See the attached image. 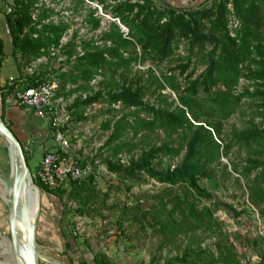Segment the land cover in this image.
Returning a JSON list of instances; mask_svg holds the SVG:
<instances>
[{
	"label": "rangeland",
	"instance_id": "374dc122",
	"mask_svg": "<svg viewBox=\"0 0 264 264\" xmlns=\"http://www.w3.org/2000/svg\"><path fill=\"white\" fill-rule=\"evenodd\" d=\"M2 1L1 61L6 63L7 58V63L15 67L17 74L10 82L13 83L12 89L6 94V97H10L13 89L26 83L30 71L26 72L25 66L20 64L18 51L11 42L3 19L2 8L10 5L12 0ZM162 1L174 6H189L203 0ZM34 2L37 7L35 12L45 8L43 11L47 18H61L67 22L63 40L74 32L73 40L78 53H81L83 46L109 47L110 41L101 38L100 34L112 24H116L120 31H126L125 25L109 9L113 0ZM261 11L264 15V6ZM89 16L99 18L97 27H91ZM208 48L209 45L205 44L202 48L192 47L189 50L187 43L181 40L169 58L156 62L148 57L141 59L139 48L135 47V60L117 68L112 76L110 69L104 66L101 68L103 74L95 73L87 81L89 89L65 93L77 84H82L80 81L66 83L61 90L58 87L56 92L59 94L54 95L53 102L58 112L67 116L58 126L66 141V153L82 161L89 171L79 190L75 188L68 191L66 188L50 194L38 189L40 200L35 241L40 257H36L37 264H95V255H102L110 264H147L155 256V263L162 264L164 260L181 254L186 247L206 250V264H264V198L250 199L248 186L255 170L248 174H243L241 170L246 157L257 156L254 149L261 148L264 143H232L226 150L220 147L218 154L207 163L211 167V175L198 180L210 192V198L199 197L190 193L181 183L158 182L145 174H141V179L137 180L121 178L108 171L103 163L105 158L126 161L151 143L166 141L171 146L180 147L186 137L185 130H170L161 126L141 127L135 120L137 117L148 118L147 115L137 108L120 103L97 100L85 105L74 104V101L82 99L83 94L98 87L105 94L113 84L112 78H120L122 73L144 85V101L168 109L174 108L178 105L176 92L182 91L186 84L184 73L192 66L194 75L204 67ZM121 50L123 56L133 54L130 46ZM57 53L56 56H43L40 60L32 61L31 71L38 70L42 78L48 79L61 67L68 69L70 61H65L59 50ZM185 55L190 56L191 63L180 73L177 64L184 62L180 58ZM164 75L171 76L176 87L174 90L163 79ZM1 84L0 88H5L9 83L6 79ZM254 86L253 80L241 76L230 92H240L243 88L252 90ZM213 88L223 89V86L217 84ZM198 95L205 93L198 89ZM5 98L0 104V118L14 134H26L24 141L19 140L23 154L30 157L31 151L45 146L46 142L56 144L54 129L36 117L28 106L6 102ZM258 102L254 96L242 95L227 117L201 116L199 120L219 122V133L215 137L224 143L233 129L247 127L250 123L264 125V110L258 106ZM115 125L121 126L120 135L111 144H126L116 155H112L105 140ZM7 152L6 143L0 136V173L13 170ZM182 153L183 148L180 147L176 155L160 154L154 162L158 168L173 166ZM263 156L262 153L258 157ZM28 169L31 170L29 165ZM260 186L264 189V182ZM189 207L197 211L209 207L211 214L200 215L199 221L195 222L187 211ZM8 211L0 198V259L5 261L10 260L4 242L11 239ZM165 220L174 221L176 228L162 229L160 222ZM210 254L218 260L211 259Z\"/></svg>",
	"mask_w": 264,
	"mask_h": 264
},
{
	"label": "trees",
	"instance_id": "16d2710c",
	"mask_svg": "<svg viewBox=\"0 0 264 264\" xmlns=\"http://www.w3.org/2000/svg\"><path fill=\"white\" fill-rule=\"evenodd\" d=\"M34 1L12 0L9 10L2 8L5 25L11 42L18 51L20 64L27 66L40 56H56L57 50L65 57V61H70L68 69L61 67L52 76L58 80L60 90L66 83L82 82L65 93L89 89L87 81L95 73L103 74L101 68L104 66L110 69L112 76L117 68L136 59L135 47L139 48L141 59L148 57L158 62L169 58L181 40L187 43L189 50L192 47L202 48L205 44L209 45L205 53L204 67L194 75L192 66L184 73L186 84L182 91L176 92L178 105L174 108L168 109L144 101V85L122 73L120 78H112L113 84L105 94H102V89L98 87L83 94L81 100L74 101V104L85 105L103 100L132 106L143 111L148 117L136 118L135 122L141 127L161 126L170 130H185L186 137L180 146L183 153L173 166L158 168L154 162L160 154L176 155L180 148L164 141L141 148L136 156H129L126 161H120L119 158L103 159L108 171L125 179L137 180L141 179V174H145L158 182L181 183L190 193L210 198V192L201 186L198 180L211 175V167L207 163L218 154L220 147L226 150L232 143H264V125L250 123L247 127L233 129L229 139L221 143L215 137V134L219 133V122L199 120L201 116L221 119L227 117L242 95L256 97L258 106L264 110V15L261 11L264 0H203L189 6H174L162 0H113L109 9L113 16L125 25L126 31H120L116 24H112L100 34L101 38L110 41L109 47L83 46L81 53L75 50L74 32L63 43L59 42L60 36L68 26L67 22L61 18H47L43 11L45 8L35 12L37 7L34 6ZM31 13L34 18H31ZM230 17L236 20L235 25L228 24ZM89 20L92 28L98 26V17L89 16ZM126 46L131 47L133 54L122 55L121 48ZM51 48L54 49L53 53H50ZM1 51L0 38V63L3 58ZM180 59H184L183 63L177 64L181 73L190 65L191 60L189 55ZM241 76L253 80L255 86L252 90L243 88L240 92L231 93V88ZM44 79L38 70L33 69L26 77V84H34ZM163 79L171 89L176 88L171 76L164 75ZM217 84L222 85L223 89L213 88ZM12 86L13 83H9L5 88H0V104ZM198 89L205 95H198ZM57 94L59 92L54 95ZM119 129L121 126L115 125L105 140L112 155H116L126 144H111L119 137ZM253 152L257 156L246 157L241 170L243 174L255 170L248 186L249 197L254 201L255 197L264 198V189L260 186L264 182V156L258 157L264 154V146L254 149ZM27 158L24 154L25 161ZM79 162L84 164L80 160ZM32 181L42 192L50 194L66 189H49L33 178ZM82 186L83 180L72 183L67 190H79ZM221 204L231 207L226 203ZM187 211L195 222L199 221L200 215L211 214L209 207H204L201 211L189 207ZM160 226L162 229L176 228L174 221L167 220L161 221ZM207 255L204 249L186 247L181 254L164 260L162 264H206ZM210 257L218 260L211 254ZM155 259L156 257L152 256L147 264H156ZM94 261L95 264H110L102 255H95Z\"/></svg>",
	"mask_w": 264,
	"mask_h": 264
},
{
	"label": "built area",
	"instance_id": "2783aa9c",
	"mask_svg": "<svg viewBox=\"0 0 264 264\" xmlns=\"http://www.w3.org/2000/svg\"><path fill=\"white\" fill-rule=\"evenodd\" d=\"M5 9L9 10L10 6L5 5ZM30 16L34 18L33 13ZM228 24L235 25L236 20L230 17ZM64 33L59 38L60 43L64 42ZM229 33L232 35L231 31ZM53 51L54 49L51 48L50 53ZM42 57L40 56L34 61L40 60ZM32 66L33 62L25 66V71H31ZM6 79L10 83L14 79V75H8ZM58 87V80L51 77L36 81L34 84L25 83L13 89L10 95L13 102L28 106L36 117L47 122L49 127L55 130L53 132V139L56 141L55 147L42 150L35 167L29 171L31 179L37 180L49 189L69 188L72 183H79L83 180L89 171L85 164H80L78 159L66 153V141L58 130V126L67 116H62L53 102L54 93Z\"/></svg>",
	"mask_w": 264,
	"mask_h": 264
},
{
	"label": "water",
	"instance_id": "95a60500",
	"mask_svg": "<svg viewBox=\"0 0 264 264\" xmlns=\"http://www.w3.org/2000/svg\"><path fill=\"white\" fill-rule=\"evenodd\" d=\"M0 136L3 141L6 143L8 152L7 154H11V160L13 163V170H12V199L15 196L16 190L18 188L24 189L25 187H30L34 189V192L37 196V205L32 213L31 220L28 218L27 214V206L26 200H22V210H21V217L22 221L26 227V239L22 246V256L26 264H37L36 257V241H35V224H36V216L39 207V187L32 181L28 166L24 159V154L22 151V147L20 141L13 133L11 128L7 126L2 119L0 118Z\"/></svg>",
	"mask_w": 264,
	"mask_h": 264
},
{
	"label": "bare ground",
	"instance_id": "6f19581e",
	"mask_svg": "<svg viewBox=\"0 0 264 264\" xmlns=\"http://www.w3.org/2000/svg\"><path fill=\"white\" fill-rule=\"evenodd\" d=\"M8 151V149H7ZM11 160V154H8ZM12 162V160H11ZM12 170L8 169L6 173H0V198L8 208V227H9V240H5L6 251L10 255V260L5 261L0 259V264H26L22 256V246L26 239V227L22 221L21 210L22 200H26L28 218L31 220L32 213L37 205V196L34 189L25 187L24 189L18 188L15 196L12 199ZM36 247V244H35ZM37 256H39L36 250ZM46 258V257H43Z\"/></svg>",
	"mask_w": 264,
	"mask_h": 264
},
{
	"label": "crops",
	"instance_id": "0c3cea01",
	"mask_svg": "<svg viewBox=\"0 0 264 264\" xmlns=\"http://www.w3.org/2000/svg\"><path fill=\"white\" fill-rule=\"evenodd\" d=\"M0 4H1V0H0ZM5 60H6V63L3 61H1V63H0V85H2L1 83L6 80L8 75H15V73H16L15 67L13 65L7 63V61H8L7 58ZM5 101L6 102H13L11 96L6 97ZM43 122L49 127L47 122H45V121H43ZM16 137H18V140L24 141V139L27 136L24 132H19L16 134ZM55 145H53L52 142H46L45 146H42L41 148L37 149L38 152L36 149H35L36 151L35 150L31 151L30 157L27 158L28 159V165H29L30 169L32 170L35 167L37 160L39 158V155H40L42 150L47 149V148H53V147H55Z\"/></svg>",
	"mask_w": 264,
	"mask_h": 264
}]
</instances>
